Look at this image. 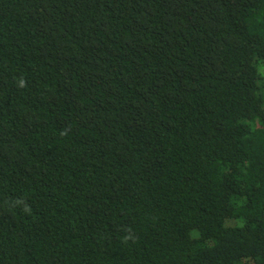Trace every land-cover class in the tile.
Segmentation results:
<instances>
[{
	"label": "trees",
	"instance_id": "16d2710c",
	"mask_svg": "<svg viewBox=\"0 0 264 264\" xmlns=\"http://www.w3.org/2000/svg\"><path fill=\"white\" fill-rule=\"evenodd\" d=\"M0 264H264V0H0Z\"/></svg>",
	"mask_w": 264,
	"mask_h": 264
}]
</instances>
